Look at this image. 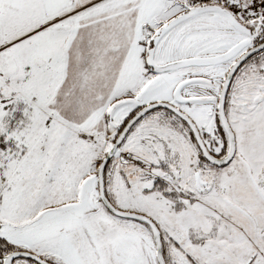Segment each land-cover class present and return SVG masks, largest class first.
Wrapping results in <instances>:
<instances>
[{
	"label": "snow or ice",
	"instance_id": "obj_1",
	"mask_svg": "<svg viewBox=\"0 0 264 264\" xmlns=\"http://www.w3.org/2000/svg\"><path fill=\"white\" fill-rule=\"evenodd\" d=\"M0 264H264V0H0Z\"/></svg>",
	"mask_w": 264,
	"mask_h": 264
}]
</instances>
